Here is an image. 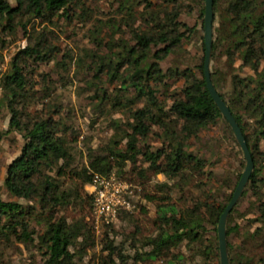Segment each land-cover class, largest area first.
<instances>
[{"label": "trees", "instance_id": "1", "mask_svg": "<svg viewBox=\"0 0 264 264\" xmlns=\"http://www.w3.org/2000/svg\"><path fill=\"white\" fill-rule=\"evenodd\" d=\"M13 1L0 0V57L1 50L18 40L19 28L28 44L2 72L0 108L9 109L10 127L22 134L24 144L4 180L7 192L18 200L0 197V242L32 245L41 264H91L94 258L89 251L97 242L91 218L93 195L85 186L95 174H115L132 186L140 185L143 198L157 204V234L142 239L143 248L148 249L136 248L134 241L131 255L121 243L101 256V262L181 264L186 257L173 248L186 242L190 250H198L197 258L221 264L213 263L219 254L218 234L206 235L205 223L218 225L242 174L225 204L216 201L212 190L203 189L214 172L207 168L209 160L192 148V140L224 119L207 88L205 54L199 64L200 77L193 67H162L193 31L182 15L192 11V4L203 5L205 0H104L118 2L121 15L106 20L94 16L101 7L98 0ZM201 12L205 13L204 5ZM87 24L85 35L92 47L75 53L61 46V33L69 35ZM213 26L211 58H226L232 71L230 88H224L226 74L221 68L211 71V79L250 148L254 170L243 196L251 191L256 197L253 206L260 214L255 221L261 222L247 233L249 253L235 252L228 242L229 259L231 264H264V0H214ZM203 46L205 51L204 40ZM237 61L252 74L234 72ZM44 64L48 70L42 69ZM73 68L75 74L87 76L80 89L98 113L92 123L112 110L127 114L125 119L110 120L113 135L96 148L87 146L82 163L77 160L81 132L67 121L73 112L54 98L57 82L73 83ZM172 78H184V85L173 87ZM153 137L158 145L152 143ZM159 174L167 180L148 190ZM187 186L201 189L204 197H197ZM175 190L181 201L193 204L176 208L172 204ZM139 232L137 226L129 237L135 239ZM232 232H239V226H231L229 218L227 239ZM105 249L110 250L108 242Z\"/></svg>", "mask_w": 264, "mask_h": 264}, {"label": "rangeland", "instance_id": "2", "mask_svg": "<svg viewBox=\"0 0 264 264\" xmlns=\"http://www.w3.org/2000/svg\"><path fill=\"white\" fill-rule=\"evenodd\" d=\"M14 2L13 0H11ZM100 3L101 10L99 8L95 17L106 19L116 18L120 19L121 15L117 9L118 2L105 3L104 0H98ZM205 7V3L203 4ZM202 3L192 4V11L184 13L181 17L192 29L189 37L185 39L181 48L175 50L165 61L162 62V67L167 69L169 67L178 66L181 69L185 67H193L197 72V76H201L199 71V64L202 62V58L205 54L203 40H204V14L201 12L203 7ZM36 25L41 27L39 22ZM217 26L218 23L215 22ZM90 26L87 24L85 27L79 26L74 31H69V35L61 33V46L65 49H72L75 53L79 52L84 47H92L88 38L86 37V30ZM76 31V33H75ZM216 32L214 31V38ZM129 36V35H128ZM18 40L13 42L7 49L1 50L2 56L0 57V64L3 67V73H5L11 64L12 58L15 53L28 44V38L24 36V31L19 28L17 32ZM212 57V53H211ZM240 61L235 63L234 72H238L241 75L252 74L249 68H240ZM217 68H221L225 72V90L230 88V75L232 73L231 68L226 65V58H215L210 60V71ZM42 69H47L48 66L44 64ZM74 68L70 73L73 83L69 86H64L61 81L57 82L56 92L54 98H59L63 101L73 112V116L67 118L69 123H74L76 128L80 130L81 136L78 142L77 160L78 163L83 162V156L87 146L96 148L101 142L106 141L114 131L109 126L110 120L113 118H126L124 112L112 110L108 116L100 117L95 123H92L93 117H98V113H94L91 105V100L87 97V93H84L80 88L85 86L83 81L86 74L78 73L75 74ZM55 80L59 79V75L53 74ZM184 78L176 79L172 78L169 82L173 87H182L184 85ZM2 95V89L0 87V96ZM224 118V117H223ZM11 113L8 108H0V197L4 200H18V198L11 196L4 185L6 178L7 168L14 158L20 153L24 144V138L19 131L13 130L10 127ZM229 123L224 118L217 125L212 126L208 130L204 131L199 138L192 140V148L199 151L201 156H204L209 160L208 169H212L214 175L211 180L205 186L207 192L212 190L217 202L225 204L228 201L230 194L234 191V184L237 180L238 174L244 171L246 166V159L243 156L242 149L231 129L228 128ZM157 130V127H155ZM152 143L155 145L157 141L155 137L152 138ZM264 149V142L262 144ZM130 165V164H129ZM128 165V167H130ZM61 175L66 176L68 179L71 178L69 173H62ZM264 176V171L262 172ZM240 179V178H239ZM166 177L163 174L156 176L152 182L147 186L148 190H155L154 184L157 182L166 181ZM204 186V185H203ZM134 193L132 197V205L129 209H122L118 215L113 218L110 223L105 221L100 222L96 225L95 214L93 213L91 218L96 229V246L89 252L90 257L94 258L91 264H106V261L101 262V256H106L110 251H115L116 246L119 247L121 243H124L125 249L129 254H133L132 242L135 241L136 248L144 249L142 239L146 234L155 235L154 221L157 219L158 207L154 202H149L142 196V187L134 184ZM187 188L192 189L191 186ZM85 190L90 194L93 190L89 185L85 186ZM196 196H203L204 191L201 189H192ZM245 191V190H244ZM264 192V189H263ZM244 193V192H243ZM180 193L178 190L173 192V202L176 208H183L185 206H191L193 201L189 202L181 201L179 199ZM256 201V197L251 191H248L245 196L240 197L237 202V207L232 213L230 218L231 226H239V232H232L230 237L227 239L230 244L234 246L235 252L249 253V244L247 243V233L254 232L257 226L261 222L255 221L259 217V210L256 206H253V202ZM145 207V210H143ZM126 210V211H123ZM128 212L129 214L127 215ZM97 226V227H96ZM139 226L142 233L139 232L135 239L129 237V235L135 232L136 227ZM205 226L207 228L206 235H216L217 226L206 221ZM107 236V237H105ZM110 247V250L105 249L106 243ZM208 243V239L205 240V244ZM249 246V247H248ZM148 248H145L146 250ZM173 252L181 254L186 257V261L181 264H210L204 258H197V249L190 250L186 247V242L182 247L173 248ZM35 253V249L32 245H26L20 241H3L0 242V262L1 264H41V256ZM89 256L86 260H89ZM99 257V258H98ZM157 261V260H156ZM220 261V253L217 255L213 263ZM161 261H159L160 263ZM131 263V262H130Z\"/></svg>", "mask_w": 264, "mask_h": 264}, {"label": "water", "instance_id": "3", "mask_svg": "<svg viewBox=\"0 0 264 264\" xmlns=\"http://www.w3.org/2000/svg\"><path fill=\"white\" fill-rule=\"evenodd\" d=\"M214 0H205V15H204V43H205V60H204V75L206 79L207 88L214 102L218 106L223 117L231 126V129L242 149L243 156L246 159V166L239 182L235 188L232 199L226 206L224 212L222 213L220 220L217 225L218 243H219V253H220V263L221 264H231L228 253V240H227V221L231 210L239 201L242 196L250 177L254 170V161L248 146L246 137L237 122L236 118L232 114L228 104L223 100L220 93L214 86L211 79L210 71V60L212 53V45L214 40Z\"/></svg>", "mask_w": 264, "mask_h": 264}, {"label": "built area", "instance_id": "4", "mask_svg": "<svg viewBox=\"0 0 264 264\" xmlns=\"http://www.w3.org/2000/svg\"><path fill=\"white\" fill-rule=\"evenodd\" d=\"M2 71L0 64V80ZM88 185L93 188L90 194L93 195L96 225L103 221L110 223L120 210L129 209L132 205V197L135 195L133 186L115 174H95Z\"/></svg>", "mask_w": 264, "mask_h": 264}]
</instances>
